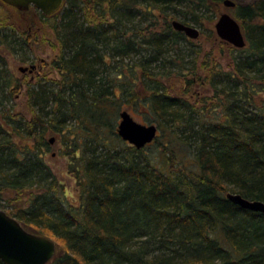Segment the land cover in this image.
Returning a JSON list of instances; mask_svg holds the SVG:
<instances>
[{
  "label": "trees",
  "instance_id": "trees-1",
  "mask_svg": "<svg viewBox=\"0 0 264 264\" xmlns=\"http://www.w3.org/2000/svg\"><path fill=\"white\" fill-rule=\"evenodd\" d=\"M206 7L205 0H65L50 16L39 13L55 20L59 51L50 72L58 85L30 86L29 115L16 103L4 107L21 86L4 54L28 50L29 35L0 17V196L28 231L54 239L46 264H264V214L225 197L264 202V0L235 14L246 40L236 50L246 54L234 56L228 71L207 70L211 103L189 91L195 60L188 97L171 95L159 80L169 73L150 69L164 62L163 47L186 39L169 22L158 29L159 16L198 23L196 9ZM136 14L149 25L135 26ZM135 53L136 67L124 63ZM178 60L168 63L179 67ZM123 104L155 112L161 127L192 148V159L178 161L169 149L157 165L145 146L122 151L104 139L117 135ZM49 133L67 140L77 203L47 161ZM84 133L94 146L81 150Z\"/></svg>",
  "mask_w": 264,
  "mask_h": 264
},
{
  "label": "rangeland",
  "instance_id": "rangeland-1",
  "mask_svg": "<svg viewBox=\"0 0 264 264\" xmlns=\"http://www.w3.org/2000/svg\"><path fill=\"white\" fill-rule=\"evenodd\" d=\"M222 1L223 0H205L207 7L203 8V10L196 9L195 15L198 23L190 22L188 24L198 29L199 37L197 39H190L187 37L186 39H181L180 42L175 44L174 48L171 49H169V47H163L165 50L163 56L164 62L151 64L150 69L153 73H169L167 77L159 80L164 83V86L167 87L171 95L188 97L191 93L197 96L202 103H211L210 101L212 100L210 98L213 94V86H211L209 79L206 77L207 70L218 68L221 71H228L231 68V61L234 56L238 57L246 54V51L242 50L239 52L236 50L237 48L220 40L215 33L214 24L220 14L224 12L230 14L238 23H240V20L236 18L235 14H239L242 7L251 5L258 0H232L235 3V6L232 8L223 6ZM176 8L178 9L177 14L185 15L187 19H189L188 16L190 17V14L188 16L184 14L186 13L184 8ZM39 13L40 12L33 7L24 12L18 11L0 0V17L7 20L8 23H12L19 32L27 33L25 36L29 35L27 40L28 50L18 49L8 55L4 54L7 58V64L12 67L13 72L19 77L21 84L17 96L15 98L8 97V99L4 101V107L8 108L16 103V111H20L26 115H29V113H27V91L30 86L33 87L36 83H40L44 88L52 85L57 88V83H55L57 78L52 72H50L52 59H54L59 51L58 41L52 31V26L55 20L54 17H49L43 21L40 18L41 13ZM174 19L181 20L176 17L174 13H167L164 17L159 16V22L156 21L155 25L160 29V26L165 24V22L171 23ZM258 23H263V21L259 19ZM133 24L139 28H145L149 25L147 24V19L140 14L135 15ZM242 32L244 34L243 29ZM140 56L141 55L138 53L130 54L124 58V63L136 67V64H138L141 59ZM176 57H179L178 61L180 62H178V65H181L179 67L172 65V63H168V60L171 61V59ZM194 60L196 61L197 71L193 77L189 93L188 91H185L188 87L187 84H185V79H187V76L191 77L190 73L192 69L190 67ZM32 64L35 65V68L31 71H19V67H29ZM180 67H182L181 70ZM103 70L104 69L100 67V71ZM59 88L63 90L62 86ZM215 105L216 104H210L209 106L213 107ZM124 109L130 113L134 120L144 124H155L157 126V137L142 149V151L148 154L155 164H160V158L162 159L164 157L163 152L167 150L169 151V149L170 151H173L174 155L177 157L176 160L178 161H189L192 159V148L183 144L182 141L179 140L175 134L170 133L166 127H161L159 125L157 114L151 109L143 108L142 106L134 107L132 105L127 106L123 104L120 110ZM209 109L208 111H210ZM71 123L73 122L71 121ZM114 123L116 127L118 123V115L116 116ZM102 136L104 139L114 138L116 142L113 143L118 144V149L122 151H130L127 147L130 146L129 143L123 141L117 135L103 133ZM45 137L48 143L47 161L50 167L53 168L58 179L63 182L66 198L73 203H77L79 189L76 186V182L71 178L67 171L68 160L63 154V151H70L66 147L67 140H65L64 137L59 136L58 133H49ZM50 139H52V141H50ZM90 140L91 138L89 135L87 136L85 133L82 134L78 141L80 144L78 148L83 150L90 145L94 146V142L91 144L89 143ZM98 150L101 151L102 149L98 147ZM158 152L160 154H158ZM61 175H63V178ZM8 208L9 205L6 197L0 196V209L7 210Z\"/></svg>",
  "mask_w": 264,
  "mask_h": 264
},
{
  "label": "water",
  "instance_id": "water-1",
  "mask_svg": "<svg viewBox=\"0 0 264 264\" xmlns=\"http://www.w3.org/2000/svg\"><path fill=\"white\" fill-rule=\"evenodd\" d=\"M6 5L18 11H27L33 7L42 15L50 16L57 12L65 0H1ZM223 6L232 7V0H223ZM171 26L174 30L183 32L190 39H197L199 31L197 28L183 23L180 20H172ZM217 37L237 49L246 45V40L237 20L230 14H220L214 24ZM35 68L19 67V71H31ZM117 136L129 143L135 149H141L151 143L156 137L158 128L155 124L140 123L130 115L127 110L118 112V123L115 130ZM52 141V139H50ZM226 199L238 205L242 209L264 214V202L260 200H249L239 193L226 192ZM56 242L54 239L28 231L15 217L0 209V260L3 264H46L55 254Z\"/></svg>",
  "mask_w": 264,
  "mask_h": 264
},
{
  "label": "flooded vegetation",
  "instance_id": "flooded-vegetation-1",
  "mask_svg": "<svg viewBox=\"0 0 264 264\" xmlns=\"http://www.w3.org/2000/svg\"><path fill=\"white\" fill-rule=\"evenodd\" d=\"M235 6V5H234ZM234 6H232V7H234ZM232 7H229V8H232ZM224 42V41H223Z\"/></svg>",
  "mask_w": 264,
  "mask_h": 264
}]
</instances>
